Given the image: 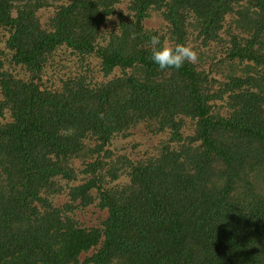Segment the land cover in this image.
Segmentation results:
<instances>
[{
    "label": "trees",
    "instance_id": "1",
    "mask_svg": "<svg viewBox=\"0 0 264 264\" xmlns=\"http://www.w3.org/2000/svg\"><path fill=\"white\" fill-rule=\"evenodd\" d=\"M0 26V264H264V0H0ZM157 34L196 61L159 69Z\"/></svg>",
    "mask_w": 264,
    "mask_h": 264
},
{
    "label": "clouds",
    "instance_id": "2",
    "mask_svg": "<svg viewBox=\"0 0 264 264\" xmlns=\"http://www.w3.org/2000/svg\"><path fill=\"white\" fill-rule=\"evenodd\" d=\"M151 61L161 70H179L185 62L194 63L197 59L195 50L186 43H176L175 45H164L160 36L150 37Z\"/></svg>",
    "mask_w": 264,
    "mask_h": 264
},
{
    "label": "rangeland",
    "instance_id": "3",
    "mask_svg": "<svg viewBox=\"0 0 264 264\" xmlns=\"http://www.w3.org/2000/svg\"><path fill=\"white\" fill-rule=\"evenodd\" d=\"M47 14H49V13H45V14H44V15H46V16H44V17H45L44 19L47 18ZM6 31H7L6 29H4L3 27L0 26V47L5 48V49H7V48L4 46V44H5L4 37L7 35V32H6ZM136 131H137V132H136V134H135L133 137H129V138L126 139L127 142L133 143L134 140L138 139L137 141H139V142L141 143L140 146H145V144L147 143V142H146L147 139H146L145 137H146L147 135H146L145 133H143V131H142L140 128H138V130H136ZM128 139H129V140H128ZM140 146H139V147H140ZM139 149H140V148H139Z\"/></svg>",
    "mask_w": 264,
    "mask_h": 264
}]
</instances>
